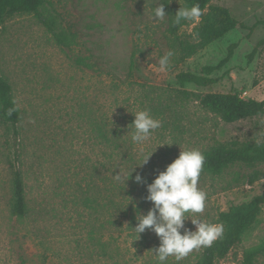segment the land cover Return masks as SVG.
I'll return each mask as SVG.
<instances>
[{
  "label": "rangeland",
  "instance_id": "1",
  "mask_svg": "<svg viewBox=\"0 0 264 264\" xmlns=\"http://www.w3.org/2000/svg\"><path fill=\"white\" fill-rule=\"evenodd\" d=\"M48 1L43 13H57L66 31L76 34L72 47L58 44L35 13L9 15L0 25V72L13 87L22 117L15 140L0 104V264H156L152 250L160 241L154 232L146 230L138 238L133 230L138 221L115 209L96 214L83 200L92 196L104 201L109 189L117 202L147 196V184L181 150L204 153L219 141L264 142V115L226 123L194 96L179 91L235 89L244 97L264 100V0H213L229 7L245 26L238 25L167 70L158 61L171 48L166 37L170 19L180 7L188 8L184 0ZM161 3L168 16L153 20V10ZM198 22L181 21L177 33H191ZM232 44L233 57L210 75L215 83L180 86L178 73L204 74L203 68L218 65ZM168 104V112L157 113ZM145 109L161 127L149 140L135 143L131 124L134 114ZM96 121H106L116 131L121 153L133 157V164L115 155L105 166L106 147L95 131ZM152 152L148 163L132 173L148 179L144 185L134 190L132 178L126 185L113 179L119 169H133ZM14 168L21 170L26 185L30 210L24 219L11 213ZM254 168L261 175L250 185L247 178ZM198 187L207 193L206 207L189 218L214 223L220 211L249 202L264 190V163L235 164L220 176L203 173ZM146 202L138 218L152 207ZM190 219L185 226L195 231ZM261 245L264 206L242 243L218 264H244L245 250ZM202 249L178 264H195ZM167 264L177 262L169 257ZM255 264H264V256Z\"/></svg>",
  "mask_w": 264,
  "mask_h": 264
},
{
  "label": "trees",
  "instance_id": "2",
  "mask_svg": "<svg viewBox=\"0 0 264 264\" xmlns=\"http://www.w3.org/2000/svg\"><path fill=\"white\" fill-rule=\"evenodd\" d=\"M187 7L191 8L198 4L202 9L203 15L199 18V22L194 26L193 31L189 34H178V25H173V20L170 19L168 34L166 35L170 47L169 50L174 52L171 58L173 63L171 66H176L185 62L188 58L193 57L199 51L207 48L208 45L221 40L226 34L235 29L238 25L244 27V23L240 22L235 17L229 7L221 4L213 3V0H184ZM49 5L48 0H0V25L5 17L19 13H35L39 15L43 24L51 31L56 39V42L65 47H72L76 44V34L66 31L61 23L57 13L46 15L43 13V8ZM236 44L228 47L227 56L224 57L216 66H205L204 74H197L191 71H182L177 74L178 83L182 88L187 83H192L197 86L207 87L216 82V79L210 75L216 69L221 68L233 57V49ZM168 50V51H169ZM257 48L251 53V57L255 55ZM88 64V63H85ZM89 65V64H88ZM185 97L194 96L203 108L217 115L226 123H233L245 118L258 117L264 115V100L244 97L237 90L230 92H207L197 93L194 91L179 90ZM179 95H177V98ZM0 104L4 122L11 124L13 127L14 138L18 139L19 130L18 124L21 121L20 108L16 103L13 87L9 80L0 72ZM160 109L158 114H163L171 109V105H167ZM9 110L12 114L9 115ZM106 121H96L95 131L97 132L100 142L106 147L105 158L108 163L115 158V155L120 156L122 162L133 164V157H126L121 153L120 137L113 131ZM205 162L201 174L207 173L211 176H220L223 172L235 164L255 167L259 163H264V142H250L232 140L229 142H217L211 148L203 153ZM108 158L110 160H108ZM200 174V175H201ZM136 175V174H135ZM135 175H132L133 189L136 190L139 186L145 183H137ZM261 171L254 168L248 175L247 182L254 185L260 178ZM142 176V175H141ZM144 181L147 182L144 176ZM113 189L107 190L103 197L104 201L97 200L92 196H86L83 204L86 207L95 210L96 214L101 211L106 214H112L111 209H115L124 216H130L135 223L138 214L146 206V200L143 194H138V199L135 197L129 198L121 202H117L112 198L111 192ZM131 192V190H130ZM11 213L17 218L24 219L29 214V203L26 191V185L23 174L19 169H13L12 186H11ZM132 193V192H131ZM264 206V190L257 194L249 202H244L239 205L230 206L227 210L220 211L214 223H222L224 232L222 237L218 238L211 247L203 248L197 257L195 264H218L219 260L225 258L229 252L242 243L243 235L254 224L261 213ZM260 256H264V245L253 247L245 250L244 264H255Z\"/></svg>",
  "mask_w": 264,
  "mask_h": 264
},
{
  "label": "clouds",
  "instance_id": "3",
  "mask_svg": "<svg viewBox=\"0 0 264 264\" xmlns=\"http://www.w3.org/2000/svg\"><path fill=\"white\" fill-rule=\"evenodd\" d=\"M202 15L198 4L191 8L180 7L174 15L173 25H179L181 21H195ZM166 16L165 4H157L152 19L163 20ZM173 56L174 52L169 50L160 57L158 63L161 70H167L171 66ZM11 114L12 110H9V115ZM134 117L131 139L135 143L149 140L153 132L161 127V121L153 118L150 110L138 111ZM154 152L145 155L140 164L127 172L119 169L113 179L126 185L135 168L147 164ZM204 162L205 156L199 149L181 150L178 157L147 184L148 195L145 200L151 202L152 207L146 215H139L133 230L138 238L146 230H151L158 236L159 246L152 250L156 264H167L169 257H174L178 264L194 250L211 247L223 235L222 223L189 218V214L203 213L206 207L207 193L198 187ZM134 179L137 183H146L139 173ZM189 219L195 226V231L185 226Z\"/></svg>",
  "mask_w": 264,
  "mask_h": 264
}]
</instances>
